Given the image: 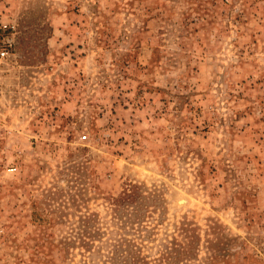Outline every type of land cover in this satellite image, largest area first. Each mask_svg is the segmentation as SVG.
<instances>
[{"label":"rangeland","instance_id":"374dc122","mask_svg":"<svg viewBox=\"0 0 264 264\" xmlns=\"http://www.w3.org/2000/svg\"><path fill=\"white\" fill-rule=\"evenodd\" d=\"M0 10L17 25L0 68V264H102L110 199L129 184L155 201L149 235L125 232L147 264L192 233L183 264H213L216 239L230 253L215 264H264V0ZM91 214L88 253L75 234Z\"/></svg>","mask_w":264,"mask_h":264},{"label":"trees","instance_id":"16d2710c","mask_svg":"<svg viewBox=\"0 0 264 264\" xmlns=\"http://www.w3.org/2000/svg\"><path fill=\"white\" fill-rule=\"evenodd\" d=\"M110 201L113 209L112 220L116 226L115 233L97 247L93 253L99 258L107 259H103L102 264H147L144 257L139 254V247L134 243V237L132 239L128 238L125 232L127 230L130 231L132 233L131 236L136 234L138 239L149 235V232L145 231V229L142 230L144 231L143 234L139 229L143 228L142 222H144L143 219L146 214V203L148 201L154 203L153 197L144 195L140 186L129 184L116 197L111 198ZM93 219L94 216L92 214L80 217L79 224L81 226L75 234L77 242L81 243L88 253L93 249L92 239L100 235L99 231H94V229L90 228L92 227ZM181 231L185 233L187 230L181 229ZM139 233L141 234L139 235ZM151 233L152 230H150ZM86 239L89 240L85 241ZM196 241L197 237L193 233L186 243H181L171 238L170 241H166V244L162 246L157 264H183L188 259H194ZM69 244L72 245L73 243L59 240L56 251H66ZM224 245L225 243H222L219 239L208 243V260L210 263L215 264L220 260L226 261L227 254L230 252L224 248Z\"/></svg>","mask_w":264,"mask_h":264},{"label":"built area","instance_id":"2783aa9c","mask_svg":"<svg viewBox=\"0 0 264 264\" xmlns=\"http://www.w3.org/2000/svg\"><path fill=\"white\" fill-rule=\"evenodd\" d=\"M16 42L17 25L0 10V68L13 59Z\"/></svg>","mask_w":264,"mask_h":264}]
</instances>
